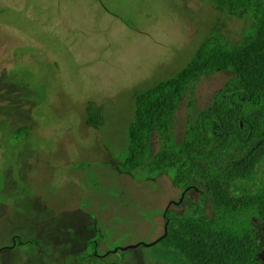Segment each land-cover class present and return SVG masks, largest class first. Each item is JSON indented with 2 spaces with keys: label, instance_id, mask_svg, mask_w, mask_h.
<instances>
[{
  "label": "rangeland",
  "instance_id": "rangeland-1",
  "mask_svg": "<svg viewBox=\"0 0 264 264\" xmlns=\"http://www.w3.org/2000/svg\"><path fill=\"white\" fill-rule=\"evenodd\" d=\"M223 6L0 0V264H188L178 251L146 245L197 193L185 200L166 176H129L113 162L128 145L139 94L178 75L213 35L239 42L249 33L253 22ZM234 76L212 72L189 86L173 118L178 142ZM255 224L264 244V223Z\"/></svg>",
  "mask_w": 264,
  "mask_h": 264
},
{
  "label": "trees",
  "instance_id": "trees-1",
  "mask_svg": "<svg viewBox=\"0 0 264 264\" xmlns=\"http://www.w3.org/2000/svg\"><path fill=\"white\" fill-rule=\"evenodd\" d=\"M222 9L252 21L249 33L239 42L213 35L178 75L139 94L128 145L113 165L129 176H166L185 200L197 193L185 214L166 215L168 229L156 245L180 252L188 264H263L255 223H264V172L258 173L264 163V0H224ZM224 70L235 76L212 107L188 121L178 142L172 124L184 93L201 77ZM89 111V125L98 127L99 116ZM25 244L45 247L38 240Z\"/></svg>",
  "mask_w": 264,
  "mask_h": 264
},
{
  "label": "water",
  "instance_id": "water-1",
  "mask_svg": "<svg viewBox=\"0 0 264 264\" xmlns=\"http://www.w3.org/2000/svg\"><path fill=\"white\" fill-rule=\"evenodd\" d=\"M168 227L167 225L165 226V231H167ZM161 241V239H157L155 242L151 243V244H148L146 246L148 247H151V246H154L156 244H158L159 242ZM139 245H134V246H129V247H126L124 250H128V249H134V248H137Z\"/></svg>",
  "mask_w": 264,
  "mask_h": 264
}]
</instances>
